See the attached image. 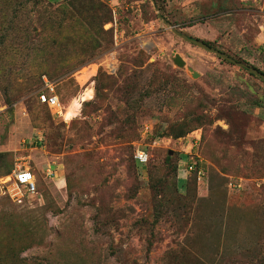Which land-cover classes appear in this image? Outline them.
<instances>
[{"label":"rangeland","instance_id":"rangeland-1","mask_svg":"<svg viewBox=\"0 0 264 264\" xmlns=\"http://www.w3.org/2000/svg\"><path fill=\"white\" fill-rule=\"evenodd\" d=\"M172 27L264 73V0H0V264H264V80Z\"/></svg>","mask_w":264,"mask_h":264},{"label":"built area","instance_id":"built-area-1","mask_svg":"<svg viewBox=\"0 0 264 264\" xmlns=\"http://www.w3.org/2000/svg\"><path fill=\"white\" fill-rule=\"evenodd\" d=\"M44 87L36 94L38 102L46 105L50 108L52 114L61 115L62 106L60 100L55 92L54 83L49 81L45 76L43 77ZM81 97H78V100ZM7 110V106L4 101H0V125L1 117ZM152 133V126L145 124L142 127L141 138L144 139L146 134ZM188 137L187 148L190 152L194 146H197L201 139V132L194 130L190 132L183 139ZM188 153V152H186ZM135 161L141 165H145L149 160V153L137 145L133 155ZM184 172L186 175H194L197 183H200L206 177V166L204 160L198 154L190 155L188 161L184 166ZM46 175H52V171L48 168ZM38 194L37 178L32 169L21 162H14V166L7 175L0 176V197L6 196L14 204H23L25 200H28L32 196Z\"/></svg>","mask_w":264,"mask_h":264},{"label":"water","instance_id":"water-1","mask_svg":"<svg viewBox=\"0 0 264 264\" xmlns=\"http://www.w3.org/2000/svg\"><path fill=\"white\" fill-rule=\"evenodd\" d=\"M163 21L166 22L164 19H163ZM172 31H173L176 35H178V36H180L181 38H183L184 40H186V41H188V42H190V43L196 45L197 47H200V48H203V49H205V50H207V51H210V52H212V53H214V54L220 56L222 59L227 60V61H229V62H231V63H233V64H237V65H239V66H241V67L247 69L251 74L257 75V76H259L262 80H264V73H262V72H261L260 70H258L257 68H255V67H251V66H248L247 64H244V63H242V62H238V61H236L235 59L231 58L229 55H227V54L221 52L220 50H218V49H216V48L210 46V45L207 44L205 41H202V40L197 39V38L190 37V36H188L187 34H184V33L180 32V31L176 30L174 27H172ZM174 61H175V63L177 64V66H179V67L184 66V63H183V61L181 60V58H180V56H179L178 54H175ZM190 70H191V69H190ZM191 71H192L193 77H196V76L198 75L197 72H195V71H193V70H191Z\"/></svg>","mask_w":264,"mask_h":264},{"label":"trees","instance_id":"trees-1","mask_svg":"<svg viewBox=\"0 0 264 264\" xmlns=\"http://www.w3.org/2000/svg\"><path fill=\"white\" fill-rule=\"evenodd\" d=\"M75 7H77V4L75 5ZM207 43V42H206ZM207 44H209V43H207ZM210 45V44H209ZM211 46V45H210ZM201 140V139H200ZM200 143V142H199ZM12 169V168H11ZM11 169L10 170H8V171H4V173H1V171H0V176H2V175H7V174H9V172L11 171ZM192 178H193V180L197 183V181H196V177L194 176V175H192ZM6 197V196H5ZM8 200H10L8 197H6ZM258 264H262V263H258Z\"/></svg>","mask_w":264,"mask_h":264}]
</instances>
